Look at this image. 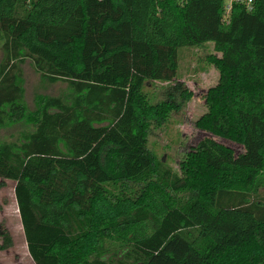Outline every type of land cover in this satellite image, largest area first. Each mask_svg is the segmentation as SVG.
<instances>
[{
    "label": "trees",
    "instance_id": "obj_1",
    "mask_svg": "<svg viewBox=\"0 0 264 264\" xmlns=\"http://www.w3.org/2000/svg\"><path fill=\"white\" fill-rule=\"evenodd\" d=\"M225 2L0 0V131L31 126L0 142V164L15 177L35 264H264V0L252 9L233 3L229 13ZM103 11L119 46L149 51L153 61L159 51L171 62L181 47L214 42L207 62L218 81L195 122L209 135L178 170L148 147L151 125L167 123L176 105L150 102L155 74L132 77V52L107 58L103 34L91 35ZM26 60L68 91L38 94L28 111ZM126 108L138 144L104 141L97 162L85 165L74 131L108 129ZM40 160L44 176L26 173ZM0 238V251L13 246L3 223Z\"/></svg>",
    "mask_w": 264,
    "mask_h": 264
},
{
    "label": "rangeland",
    "instance_id": "obj_2",
    "mask_svg": "<svg viewBox=\"0 0 264 264\" xmlns=\"http://www.w3.org/2000/svg\"><path fill=\"white\" fill-rule=\"evenodd\" d=\"M116 7L117 5L114 3L113 9ZM110 10L111 8L108 9V11ZM107 13L109 12L103 11L101 14H95L91 35H94L96 30L100 32V36L103 34L102 48L109 51L107 58L113 60L116 54L126 49L121 48L114 38L116 25L110 24L109 21H106V25L103 24ZM51 32L57 33L58 31ZM126 51H130L133 56H136L133 59L134 75L132 74V77L143 76L142 71H146L147 74H155L146 86L150 102L172 100L176 105V110L167 123L159 126L151 125L148 147L178 170L179 161L185 152L194 148L204 136L209 135L208 132L199 129L195 122L206 111L205 93L218 81V71L207 62L208 55L214 52V42L209 41L198 47H181L171 62L168 59L170 53L168 50L159 51L158 61H153L154 56L149 51L137 54L134 52V48H128ZM173 63L175 65L171 67ZM21 66L28 111L35 110V98L38 94L59 95L68 91L66 82L48 83L35 70L30 60H26ZM126 109L120 121L108 129L103 126H96V128L83 126L74 131L73 135L77 140L75 146L82 151L85 165L97 162V151L104 141L112 139L131 145L138 144L129 135V108ZM27 129L30 130L31 126L26 120L9 124L0 131V142ZM225 143L236 151L242 150L238 144L229 141H225ZM46 172L47 163L42 160L39 161L37 168L28 166L26 169V173L34 177H42ZM2 182L5 184L3 185ZM0 183L2 184L0 186V223L9 229L14 241L12 247L0 251V264H35L28 251L15 196V177L7 172L5 164H0Z\"/></svg>",
    "mask_w": 264,
    "mask_h": 264
},
{
    "label": "built area",
    "instance_id": "obj_3",
    "mask_svg": "<svg viewBox=\"0 0 264 264\" xmlns=\"http://www.w3.org/2000/svg\"><path fill=\"white\" fill-rule=\"evenodd\" d=\"M254 1L255 0H226L225 2L226 12L229 13L233 3H245L248 9H252Z\"/></svg>",
    "mask_w": 264,
    "mask_h": 264
}]
</instances>
